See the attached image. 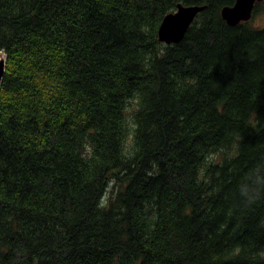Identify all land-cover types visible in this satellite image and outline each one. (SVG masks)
<instances>
[{"label":"trees","instance_id":"trees-1","mask_svg":"<svg viewBox=\"0 0 264 264\" xmlns=\"http://www.w3.org/2000/svg\"><path fill=\"white\" fill-rule=\"evenodd\" d=\"M234 3L0 0V264H264V26Z\"/></svg>","mask_w":264,"mask_h":264},{"label":"water","instance_id":"water-1","mask_svg":"<svg viewBox=\"0 0 264 264\" xmlns=\"http://www.w3.org/2000/svg\"><path fill=\"white\" fill-rule=\"evenodd\" d=\"M263 1L264 0H235L234 4L222 7L221 15L230 26H236L242 22L250 21L256 4ZM205 8L206 5L178 4L174 12L168 13L163 18L158 29L159 41L167 45L180 43L197 15ZM5 69L6 58H3L0 60V87Z\"/></svg>","mask_w":264,"mask_h":264},{"label":"rangeland","instance_id":"rangeland-1","mask_svg":"<svg viewBox=\"0 0 264 264\" xmlns=\"http://www.w3.org/2000/svg\"><path fill=\"white\" fill-rule=\"evenodd\" d=\"M252 23L256 26L263 27L264 26V10H261L258 14L254 15L252 18ZM2 55V59L5 58V53L0 52ZM108 194L106 195V198Z\"/></svg>","mask_w":264,"mask_h":264},{"label":"bare ground","instance_id":"bare-ground-1","mask_svg":"<svg viewBox=\"0 0 264 264\" xmlns=\"http://www.w3.org/2000/svg\"><path fill=\"white\" fill-rule=\"evenodd\" d=\"M195 19H196V18H195ZM194 21H195V20H194ZM194 21H193V22H194ZM191 25H192V24H191ZM188 29H189V28H188ZM187 31H188V30H187ZM186 33H187V32H186ZM185 35H186V34H185ZM184 37H185V36H184ZM183 39H184V38H183ZM0 52H2V51H0ZM1 55H2V54L0 53V60L2 59ZM5 72H6V69H5ZM4 75H5V74H4ZM3 78H4V76H3ZM2 81H3V79H2ZM1 85H2V83H1ZM0 90H1V87H0Z\"/></svg>","mask_w":264,"mask_h":264}]
</instances>
